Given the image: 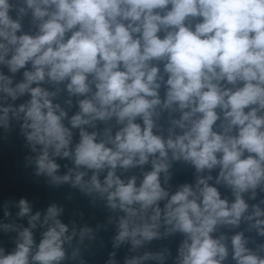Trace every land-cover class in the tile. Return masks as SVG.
I'll list each match as a JSON object with an SVG mask.
<instances>
[{
    "label": "clouds",
    "instance_id": "clouds-1",
    "mask_svg": "<svg viewBox=\"0 0 264 264\" xmlns=\"http://www.w3.org/2000/svg\"><path fill=\"white\" fill-rule=\"evenodd\" d=\"M14 125L35 176L104 201L105 264L122 246V264H264V0H0V128ZM176 163L194 183L173 189ZM15 207L27 226L0 222L16 234L0 264H87L106 227ZM175 234V255L147 247Z\"/></svg>",
    "mask_w": 264,
    "mask_h": 264
},
{
    "label": "water",
    "instance_id": "water-1",
    "mask_svg": "<svg viewBox=\"0 0 264 264\" xmlns=\"http://www.w3.org/2000/svg\"><path fill=\"white\" fill-rule=\"evenodd\" d=\"M27 26V22H26ZM63 102V97L60 101ZM73 108L70 112H74ZM14 123V122H13ZM100 128L103 125H99ZM78 139V136L76 137ZM30 150L25 147V140L20 135L19 125L14 127L7 133L3 128H0V222L9 223L16 220L17 223H23L27 226L26 219L20 220L16 218L18 208L15 207V202L21 198H26L33 206V212L41 211L42 213L53 202L64 208V212L60 217L62 222L69 225L71 228L72 222L75 221L78 226L87 224L89 227L96 228L97 225H105L101 227L97 233V240L91 244L88 249L82 248V256L87 261V264H105L108 259L109 252L112 251V237L115 234V227L108 223L110 215L105 207L104 201L97 196L95 203L91 197L82 194L78 189L72 188L68 184L59 187L52 186L47 183L46 177H37L34 175V169L31 166H26L25 157L30 155ZM61 164L59 174H64L67 164L71 167L68 160H57ZM146 169L150 166H145ZM172 178L170 184L173 189L182 183H194L195 170L189 165L183 163L174 164ZM139 174L138 169H133L125 175ZM215 175V172L213 173ZM222 193L227 195V191L221 189ZM264 195V194H262ZM9 202V211L11 216L5 218L4 205ZM245 225H241L243 229ZM225 231H227L225 229ZM249 235V233H245ZM15 233H4L0 230V246H4L6 250H11L14 247ZM231 235V233H229ZM255 236V233H251ZM37 240L39 239V230L36 232ZM182 237L179 234L153 241L147 247L153 251L163 247H169L173 255ZM257 242H264V238L256 237ZM75 243V241H74ZM89 242L85 240V244ZM128 246H122L118 251V259L123 262V257L127 253ZM67 264H79V261H68Z\"/></svg>",
    "mask_w": 264,
    "mask_h": 264
}]
</instances>
